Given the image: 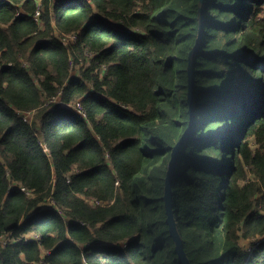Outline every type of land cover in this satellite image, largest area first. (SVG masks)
Instances as JSON below:
<instances>
[{"label":"trees","instance_id":"obj_1","mask_svg":"<svg viewBox=\"0 0 264 264\" xmlns=\"http://www.w3.org/2000/svg\"><path fill=\"white\" fill-rule=\"evenodd\" d=\"M199 3L0 0V264H182L196 47L176 228L190 264H264V0Z\"/></svg>","mask_w":264,"mask_h":264},{"label":"water","instance_id":"obj_2","mask_svg":"<svg viewBox=\"0 0 264 264\" xmlns=\"http://www.w3.org/2000/svg\"><path fill=\"white\" fill-rule=\"evenodd\" d=\"M200 10H201V20L203 19V11L205 8V0H200ZM202 24V22H201ZM198 47H196L190 54V63H189V86H190V91H189V105H190V113L192 116V124H191V128L188 130V132L183 136V138L178 142V144L176 145V147L173 150L172 153V159L169 165V171L167 174V180H166V191H165V201H166V208H167V213H168V219L167 222L170 226V230H171V235L174 238V241L176 243V251L179 255L180 258V262L182 264H190V261L187 257L186 251L184 249V245L183 242L181 240V237L178 234L177 228H176V222L174 219V215H173V209H172V198H171V181H172V177L174 174V169H175V164L177 161V157L179 154V151L183 145V143L185 142V140L190 136L191 131L194 128V121L196 119L195 113H194V100H193V89H194V72H193V64H192V59L194 56L195 51L197 50Z\"/></svg>","mask_w":264,"mask_h":264},{"label":"built area","instance_id":"obj_3","mask_svg":"<svg viewBox=\"0 0 264 264\" xmlns=\"http://www.w3.org/2000/svg\"><path fill=\"white\" fill-rule=\"evenodd\" d=\"M39 15H40V10H38L36 17H38ZM263 18H264V17H263ZM77 38H78V37H77L76 35H72V36H69V37L63 38V41H64L65 43H75V42L77 41ZM86 56L90 58V55H86ZM76 107H77L78 113L83 115V112H82V110H81L80 105H78V106H76ZM34 114H35V113H31V112H29V113L26 114V117H27V118H31ZM21 190H22V191H25L26 189L22 187ZM27 194L30 195L31 192H30V191H27ZM2 239H5V238H2ZM2 239H0V240H2ZM263 242H264V238L256 239V241L254 242V245H252V243H251V246H250L249 248H247V250L249 251V250H251V249H254L255 247L261 245Z\"/></svg>","mask_w":264,"mask_h":264},{"label":"rangeland","instance_id":"obj_4","mask_svg":"<svg viewBox=\"0 0 264 264\" xmlns=\"http://www.w3.org/2000/svg\"><path fill=\"white\" fill-rule=\"evenodd\" d=\"M261 15H262V17H264V12ZM72 74L73 75H76V76H79L80 75V66H77V67L72 68ZM89 202L91 204H95V201L89 200ZM51 206H52L51 203L50 204H47V207H51ZM7 241H8V239H6V238L5 239H2V240H0V244H5ZM243 245L245 246V249H247V248H249L251 246V243L249 241H245V242H243Z\"/></svg>","mask_w":264,"mask_h":264},{"label":"bare ground","instance_id":"obj_5","mask_svg":"<svg viewBox=\"0 0 264 264\" xmlns=\"http://www.w3.org/2000/svg\"><path fill=\"white\" fill-rule=\"evenodd\" d=\"M215 162V161H214Z\"/></svg>","mask_w":264,"mask_h":264}]
</instances>
